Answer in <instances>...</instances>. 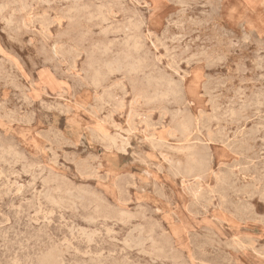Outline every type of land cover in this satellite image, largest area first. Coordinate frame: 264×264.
Returning <instances> with one entry per match:
<instances>
[{
	"label": "rangeland",
	"instance_id": "obj_1",
	"mask_svg": "<svg viewBox=\"0 0 264 264\" xmlns=\"http://www.w3.org/2000/svg\"><path fill=\"white\" fill-rule=\"evenodd\" d=\"M0 174V264H264V0H0Z\"/></svg>",
	"mask_w": 264,
	"mask_h": 264
},
{
	"label": "bare ground",
	"instance_id": "obj_2",
	"mask_svg": "<svg viewBox=\"0 0 264 264\" xmlns=\"http://www.w3.org/2000/svg\"><path fill=\"white\" fill-rule=\"evenodd\" d=\"M61 1V0H60ZM68 1V0H67ZM47 2V1H46ZM32 6V5H31ZM37 6V5H36ZM104 6V5H103ZM27 8H29V7H27ZM103 8V7H102ZM101 8V9H102ZM9 9V8H8ZM32 9V8H31ZM14 13V12H13ZM29 13V12H28ZM68 13V12H67ZM101 16V15H100ZM18 17V16H17ZM192 17V16H191ZM104 20V19H103ZM131 22V20H129V23ZM131 23H133V22H131ZM134 24V23H133ZM139 24H140V22H139ZM141 24H143V23H141ZM140 24V25H141ZM150 34V33H149ZM130 37H132V35L130 36ZM133 39H134V37H132ZM199 38V37H198ZM131 39V38H130ZM136 39H138V38H136ZM136 39L134 40V42L136 43L137 41H136ZM128 42V41H127ZM127 44V43H126ZM134 44V43H133ZM138 45H139V43H137ZM137 44H135L136 45V47L138 46ZM98 47V46H97ZM129 47V46H128ZM133 47V46H132ZM167 52V51H166ZM124 53V52H123ZM174 55V54H173ZM221 57V56H220ZM145 59V58H144ZM192 59V58H191ZM119 60V59H118ZM125 60H127V59H125ZM152 60V59H151ZM139 62H141V61H139ZM124 63V62H123ZM129 64V63H128ZM132 64V63H131ZM134 64V63H133ZM129 66H127V68H128ZM117 68V67H116ZM120 68V67H119ZM131 68H133L134 69V67H132L131 66ZM121 69H122V67H121ZM140 69V68H139ZM174 69V68H173ZM135 72V71H134ZM115 73V72H114ZM149 75V74H148ZM161 76H162V74H161ZM168 77H169V75H168ZM94 78V77H93ZM152 78V77H151ZM150 78V79H151ZM155 78V77H154ZM164 78V77H163ZM157 78H155V80H156ZM169 79V78H168ZM98 82V81H97ZM150 82V81H149ZM170 83V82H169ZM172 83V82H171ZM157 84V83H156ZM161 85V84H160ZM223 85V84H222ZM97 86V85H96ZM157 86H158V84H157ZM154 87V86H153ZM164 89V88H163ZM158 91V90H157ZM164 91H167V90H164ZM174 91V90H173ZM159 92V91H158ZM162 92H163V90H162ZM168 92V91H167ZM179 92V91H178ZM238 92V91H237ZM180 93V92H179ZM240 94V93H239ZM163 94L161 93V96H162ZM168 95V94H167ZM176 95V94H175ZM164 96V95H163ZM162 96V97H163ZM240 96H242V95H240ZM237 98V97H236ZM220 99V98H219ZM260 101V100H259ZM261 102V101H260ZM259 103V102H258ZM228 105V104H227ZM258 105V104H257ZM242 106V105H241ZM233 108V107H232ZM248 108V107H247ZM234 109V108H233ZM230 110H232V109H230ZM233 111V110H232ZM260 112V111H259ZM229 118V117H228ZM245 118V117H244ZM247 118V117H246ZM128 123V122H127ZM258 128V127H257ZM175 131V130H174ZM103 132V131H102ZM193 132V131H192ZM244 132V131H243ZM251 132V131H250ZM241 133H242V131H241ZM257 133V132H256ZM220 134V133H219ZM218 134V135H219ZM252 135V134H251ZM250 135V136H251ZM255 135V134H254ZM253 135V136H254ZM146 137V136H145ZM111 139V138H110ZM253 139V138H252ZM262 139V138H261ZM112 140V139H111ZM247 140V139H246ZM12 147V146H11ZM10 147V148H11ZM9 150V149H8ZM13 150V149H12ZM250 150V149H249ZM248 151V150H247ZM14 154V153H13ZM17 155V154H16ZM22 156V155H21ZM20 156V157H21ZM11 167V166H10ZM12 168V167H11ZM1 175V174H0ZM21 177V176H20ZM33 177V176H32ZM13 183V182H12ZM44 184V183H43ZM20 185V184H19ZM9 187V186H8ZM49 188V187H48ZM232 188V187H231ZM17 192V191H16ZM51 192V191H50ZM262 192V191H261ZM49 196V195H48ZM223 197V196H222ZM55 213V212H54ZM129 214V213H128ZM127 220V219H126ZM130 221H131V219H130ZM90 222V221H89ZM124 223V222H123ZM39 224V223H38ZM139 229V228H138ZM92 233V232H91ZM95 234V233H94ZM132 234V233H131ZM134 234V233H133ZM139 235V234H138ZM128 238V237H127ZM126 238V239H127ZM135 238V237H134ZM138 238V237H137ZM150 238V237H149ZM112 239V238H111ZM238 239V238H237ZM134 240V239H133ZM124 241V240H123ZM141 241V240H140ZM143 242V241H142ZM139 243V242H138ZM136 244V243H135ZM144 244V243H143ZM155 244V243H154ZM140 246V245H139ZM240 247V246H239ZM132 249V248H131ZM88 250V249H87ZM164 250V249H163ZM154 251V250H153ZM157 251V250H156ZM173 251V250H172ZM84 254V253H83ZM147 254V253H146ZM85 255V254H84ZM86 255H88V252H87V254ZM111 255V254H110ZM157 255V254H156ZM264 255V254H263ZM126 257V256H125ZM164 260V259H163ZM153 261V260H152Z\"/></svg>",
	"mask_w": 264,
	"mask_h": 264
}]
</instances>
